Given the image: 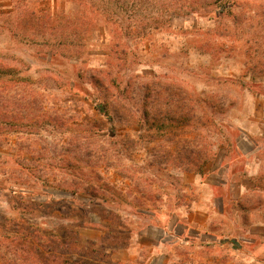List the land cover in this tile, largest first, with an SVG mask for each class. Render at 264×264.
I'll return each instance as SVG.
<instances>
[{
    "label": "rangeland",
    "instance_id": "obj_1",
    "mask_svg": "<svg viewBox=\"0 0 264 264\" xmlns=\"http://www.w3.org/2000/svg\"><path fill=\"white\" fill-rule=\"evenodd\" d=\"M116 1L0 0V264H264V0Z\"/></svg>",
    "mask_w": 264,
    "mask_h": 264
},
{
    "label": "trees",
    "instance_id": "obj_2",
    "mask_svg": "<svg viewBox=\"0 0 264 264\" xmlns=\"http://www.w3.org/2000/svg\"><path fill=\"white\" fill-rule=\"evenodd\" d=\"M116 2H117V6H119L120 0L119 1H116ZM119 8H121V7L119 6ZM50 54H51V58H54L55 57L52 53H50ZM0 64H4V63L1 61ZM9 75H11V76L14 75V73H12V69L9 66H7V65H0V77L3 79V78H5V77H7ZM26 79H30V77L29 76L21 77V80H26ZM96 84L99 85L101 87V89L103 87H104V89H106L105 87L107 85H105L106 82H104L103 80L102 81H98L97 80L96 81ZM81 91L84 92L85 94H88L89 93V91L86 88H84L83 86H81ZM104 102L105 103L102 105V110L105 113L106 112L109 113L110 112V107H111L110 102H108L107 100H105ZM167 121H168V119H167ZM155 124H156V119L153 120V122L150 125L151 126L150 128L152 129L155 126ZM162 128L168 129L169 126L167 125V123L164 122L163 125H162ZM195 172H198L199 174L202 175L204 173L202 165L197 166L195 168ZM95 197H96V195H95ZM141 209L144 210L143 208H141Z\"/></svg>",
    "mask_w": 264,
    "mask_h": 264
},
{
    "label": "crops",
    "instance_id": "obj_3",
    "mask_svg": "<svg viewBox=\"0 0 264 264\" xmlns=\"http://www.w3.org/2000/svg\"><path fill=\"white\" fill-rule=\"evenodd\" d=\"M206 212V209H201V210H199V212H196V213H194V214H189V215H187L185 218H184V220H186L187 221V223L189 224V226H196V225H198L200 222H202V221H206L207 220V214H204V215H202V213L201 212ZM204 216L205 217V219L204 220H202V221H200L199 219H197L196 217H198V216ZM201 224V223H200Z\"/></svg>",
    "mask_w": 264,
    "mask_h": 264
}]
</instances>
